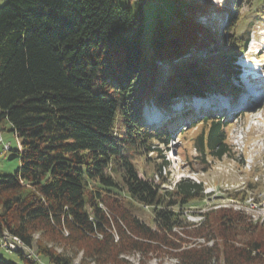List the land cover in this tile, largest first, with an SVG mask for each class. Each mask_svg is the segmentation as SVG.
Segmentation results:
<instances>
[{
	"label": "trees",
	"instance_id": "trees-1",
	"mask_svg": "<svg viewBox=\"0 0 264 264\" xmlns=\"http://www.w3.org/2000/svg\"><path fill=\"white\" fill-rule=\"evenodd\" d=\"M148 1L135 0L137 15L116 0H6L0 7V129L8 126L20 145L9 151L20 168L0 177V251L21 264H123L120 256L131 251L160 252L179 264L220 258L224 264H264V222L232 208H209L203 222L191 223L184 211L203 203L205 187L184 179L163 189L168 162L158 148L168 145L176 125L202 164L236 157L225 117L194 123L191 108L175 113L171 106L233 87L234 62L246 55L250 33L264 25V0L242 16L213 0H172L179 25L172 27L170 17L168 27L154 32L144 59ZM243 1L234 0L238 10ZM212 12L229 21L224 33L200 22ZM147 105L170 121L149 126ZM195 127L199 132L187 136ZM151 154H161L162 162ZM136 157H145L159 183L140 177ZM255 189L249 182L230 196L257 197ZM135 204L152 210L150 224L137 218ZM119 220L128 232L119 228L115 244L110 227ZM188 224L193 227L183 229L185 235L214 244L182 248L174 230ZM36 235L41 262L3 248L7 237H17L31 250ZM52 241L82 250V259L75 263L55 251ZM0 264L18 263L0 255Z\"/></svg>",
	"mask_w": 264,
	"mask_h": 264
},
{
	"label": "rangeland",
	"instance_id": "rangeland-1",
	"mask_svg": "<svg viewBox=\"0 0 264 264\" xmlns=\"http://www.w3.org/2000/svg\"><path fill=\"white\" fill-rule=\"evenodd\" d=\"M191 1V0H189ZM247 1V2H246ZM258 0H244L242 9L238 10L236 8V4H234V0H213L212 3L216 6H220L221 8L226 7L229 8L231 14L238 15L240 12V16L242 14H251L252 13V4H257ZM117 4L122 7H128L132 10V12L137 15L139 12L137 3L135 0H116ZM6 3V0H0V7H2ZM237 4L239 2H236ZM252 3V4H251ZM254 9V8H253ZM176 10V5L172 0H149L143 6V12L145 17V33L143 38V53L144 59L150 58V42L154 32L160 33L162 27H168L170 22V17L173 19L172 27H177L179 25V21L175 20L174 16H171ZM185 18L186 15L183 14ZM163 21L164 25H162ZM200 22L205 24L208 27L216 26V29L222 33H224V27L229 23L225 19V16L220 12H212L210 14L204 15L200 17ZM237 62H234L235 67L233 70L238 72L239 76L231 75L230 77V85L235 89H238V94L240 97H234L233 104L234 106H228L227 112L232 110L230 113H225V115H220L218 117L227 119L232 124L231 127L228 128L229 132V140L230 145L234 147V152H236V157L231 160L228 158H223L221 161H212L208 163L209 165L202 164L199 162L196 157L197 154L190 143H187L184 139L179 138L178 132L175 131L174 127H171V138L173 141L168 142L167 144H160L158 148L162 152L164 157V161L168 162L167 170H163V177L166 180L165 184L162 185V188L165 190L171 189L174 184L181 178L185 179L188 177H192L198 182H202L205 187V192L210 193L211 191L216 190L217 188L224 186L228 190H239L244 186L246 187L249 182L256 186L255 192L259 195L257 199L260 200H251L254 199L255 196L252 194H248L251 196L247 201L255 206L253 209L251 207L247 208L246 214L252 215V219L260 223L264 222V25L259 27L257 25L256 32H251L249 37V44L247 47V53L245 56L237 58ZM249 66V67H247ZM248 68V71H245V68ZM243 69V70H242ZM255 69V72L253 71ZM252 73L256 77L260 78L259 82L252 83V78L248 77V75ZM254 84H256L254 86ZM228 85V84H227ZM252 87L256 88L257 91L252 92L251 96L247 98L248 93L253 90ZM259 88V89H258ZM248 91V92H247ZM262 91V92H261ZM231 97V96H230ZM200 98H196L195 101ZM222 98L217 100H205L209 101L206 106L202 103L200 107H212L211 104L215 103L217 109L220 107H227L226 101L230 100L229 98ZM232 99V98H231ZM204 100V99H202ZM254 100V101H253ZM244 101V102H242ZM198 102V101H197ZM184 102H180L179 105H172V111L180 112V107ZM219 104V105H218ZM251 104V105H250ZM200 102L192 106L193 110V120L196 123L203 113L206 111H202L199 108ZM178 106V107H176ZM198 106V107H197ZM184 107V106H183ZM196 107V108H195ZM234 107V110L231 108ZM237 107V108H236ZM241 107V108H240ZM243 109L240 112H243L244 116L237 117L233 116L237 115L235 111ZM183 109V108H182ZM181 109V110H182ZM238 111V110H237ZM233 113V114H231ZM145 118L147 120L146 114L156 118L161 117L159 123L156 128L167 124L169 121H165L166 114L162 111L154 107L153 105H147L144 109ZM159 114H163L159 116ZM173 114V112L171 113ZM157 115V116H156ZM217 117V116H215ZM164 118V119H163ZM252 123L258 124V127L251 128L250 125ZM200 128V125H199ZM199 128L195 127L188 132L187 136L191 137L195 133L199 132ZM7 131L2 132L3 141L10 145V148L15 150L18 147V141L13 132H10L7 126ZM173 133V134H172ZM190 142V141H189ZM238 145V148H237ZM186 150H189V153H186ZM12 152L5 151L3 152L2 146L0 144V177L2 176H11L14 175L18 169L20 168V160L18 158H10ZM153 157L151 159H155L156 156L150 155ZM161 157V154L159 155ZM156 157V161L162 162V158ZM152 161V160H151ZM134 163L139 171L140 177L144 179L153 178L157 183H159V179L157 176L158 172L154 171L150 167V163L146 161L145 157L140 158L136 157L134 159ZM152 163V162H151ZM228 198L227 193H223L222 195H216L208 201L206 206H209L211 202H217L219 205L223 203L225 205H234L235 208L239 209L240 207L243 209L242 205H246V201L243 198H237V202L231 201ZM256 198V197H255ZM243 203V204H242ZM205 203L196 204L191 206L189 210H185L184 213L189 216V220L199 221V217H194L196 212L203 211V205ZM263 206V207H262ZM256 207V208H255ZM205 210V209H204ZM133 212L140 219L141 222L150 224V217L152 215V210L150 208H146L141 205H133ZM249 215V216H250ZM260 215V216H259ZM187 216V217H188ZM260 218V219H259ZM188 222V221H187ZM189 228H177L174 231L177 232L178 239L177 242L181 243L182 248H202V247H211L214 243L207 242L204 238L188 236L183 233V229H190L193 226L188 224ZM191 226V227H190ZM124 230L128 232L125 223L121 220L118 222H111V235L113 237V241L115 244L120 243L121 236L120 230ZM64 235L68 236L67 231H64ZM97 239L101 240L103 237L101 235H97ZM39 236H35V247L31 249V254L34 255L32 257L37 258L38 255L36 253L37 248V240ZM183 239L184 241H181ZM50 247L53 245L55 251L61 253L64 252L67 255L71 256L74 259L75 263L79 262L82 259L83 251L73 249L64 245V242L52 241L49 242ZM168 251L174 252V250L170 249ZM35 253V254H34ZM0 255L5 257L9 261H14L18 264H21V261L17 256L13 254H7L5 252L0 251ZM120 259L123 260V264H179V260L172 256L162 254L160 252L150 253L145 255L141 252L131 251L124 253L120 256ZM211 264H224L222 258L220 260L215 259Z\"/></svg>",
	"mask_w": 264,
	"mask_h": 264
},
{
	"label": "bare ground",
	"instance_id": "bare-ground-1",
	"mask_svg": "<svg viewBox=\"0 0 264 264\" xmlns=\"http://www.w3.org/2000/svg\"><path fill=\"white\" fill-rule=\"evenodd\" d=\"M259 89V88H258ZM254 90H251L250 91V93H248V95H247V98H249L250 96H251V93L253 92ZM248 92V91H247ZM262 92V91H261ZM221 101H222V99H221ZM254 101V100H253ZM242 102H244V101H242ZM245 103V102H244ZM208 104V103H207ZM219 105V104H218ZM251 105V104H250ZM198 107V106H197ZM211 107H207V108H204L205 110H208V109H210ZM218 108H222V107H220V105L218 106ZM146 116H147V119H149L148 121H151V120H155V118L154 117H152V116H150L149 114H146ZM157 119L156 120H160V118L161 117H156ZM1 141L2 142H4L3 141V136H2V131H1ZM17 141H18V139H17ZM18 147H20V145H19V141H18ZM11 150V148H10V145L8 144V147H6V150L5 151H10ZM243 204V203H242ZM252 208L254 207V205H252L251 206ZM263 207V206H262ZM256 208V207H255ZM237 209V208H236ZM239 210H242V208L240 207L239 208ZM240 212V211H239ZM260 216V215H259ZM253 218V217H252ZM260 219V218H259ZM8 240H13V241H18V243H19V246L20 247H22V248H26V249H29V248H27V247H25L24 245L25 244H23V242L20 240V238H17V237H8ZM20 247H12V251H18V250H20ZM31 250L29 249V256L30 257H32V256H34V255H32L31 254V252H30ZM35 254V253H34ZM34 258V257H33ZM35 259H37V261L39 262H41V260L40 259H38V257L37 258H35Z\"/></svg>",
	"mask_w": 264,
	"mask_h": 264
},
{
	"label": "built area",
	"instance_id": "built-area-1",
	"mask_svg": "<svg viewBox=\"0 0 264 264\" xmlns=\"http://www.w3.org/2000/svg\"><path fill=\"white\" fill-rule=\"evenodd\" d=\"M0 144L2 146L3 152H5L6 147H8V143L1 141V129H0ZM12 247H20L18 241L8 240V237L3 242V248L7 251H12ZM20 251L26 252L29 255V249L20 247ZM30 257V256H29Z\"/></svg>",
	"mask_w": 264,
	"mask_h": 264
}]
</instances>
